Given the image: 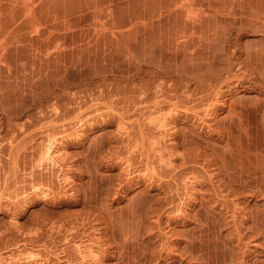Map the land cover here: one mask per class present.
<instances>
[{
	"label": "rangeland",
	"instance_id": "obj_1",
	"mask_svg": "<svg viewBox=\"0 0 264 264\" xmlns=\"http://www.w3.org/2000/svg\"><path fill=\"white\" fill-rule=\"evenodd\" d=\"M186 80L195 88L196 93L189 96H193L191 99L182 91ZM153 81L165 83V96L159 97L165 98L157 105L161 104L162 109L152 104L155 99ZM135 84L139 86L136 88ZM221 95L225 104H216V108L212 105L214 114L208 118V128L200 127L183 110L176 115L172 130L177 152L180 154L192 147L204 150L207 158H213L221 166L245 169L241 183L254 184L240 188V193L234 191L229 199L238 201L251 215H262L264 0H0V200L4 203L0 207V262L14 255L17 258H12L11 264L25 263L18 253L22 246L16 244L22 233L10 223L12 211L18 213L16 219L26 230L25 235H35L38 230L37 239L28 241L35 249L38 243H45L48 248L68 243L65 248L71 253L72 241L64 238V225L83 214L89 215L91 220L85 224L88 227L83 226L91 231V225H95L97 233L103 235V239L106 236V243L126 236L128 241L134 237L137 242L143 241L147 233L157 236L169 226L173 236L181 237L178 244L182 246L191 232L205 226L203 216L224 220L226 215L221 217L218 212L220 203L212 201L210 196V179L200 163L202 159L185 160L177 155L172 160L173 165L168 164L171 171L167 170L168 165H159L153 155V164L159 171L155 175L162 181L148 183L132 176L145 164V153L129 150L133 136L152 131L151 124L144 118L152 106V112L157 110L155 114H158V111L168 110L170 101H177L183 107L189 99L187 104L194 105L199 114H203L205 104ZM120 115L129 123L131 140L117 127ZM85 119L92 121L83 128L81 138L65 139L82 127L78 120ZM153 130L156 132L155 127ZM48 136L63 138L67 147L71 181L66 190L59 187L55 178L56 167H50L49 171L33 168L41 154L38 149ZM144 138L140 140L142 148L148 146ZM58 140L56 144L60 143ZM122 155H129L131 159L129 174L124 173L117 161ZM191 166L199 170L202 180L198 192L190 199L182 216L168 220L167 215L173 214L179 196H183L182 181ZM31 168L34 173L29 174ZM221 176L222 180H228L225 172ZM32 183L43 184L38 194L46 192L47 185L53 193L42 199L32 194ZM23 197L27 203L23 202ZM229 199L227 208L230 209L233 203ZM102 207L103 210H99ZM156 210L161 215L155 223L156 215L152 212ZM42 216L61 224V231L49 234L46 225H42L43 230L37 229ZM79 218L77 221H81ZM223 224L220 230L225 235L231 226ZM250 225L252 221L248 220L244 226ZM83 226L73 234H81ZM244 230L259 235V241L264 243V228L256 233L248 227ZM156 236H151V246H155ZM245 240L246 246L240 250L247 249L248 264H263L264 245L253 244L251 238ZM101 257L100 264L124 262L115 246H108ZM198 262L195 256L176 254L164 264ZM226 264L233 262L227 260Z\"/></svg>",
	"mask_w": 264,
	"mask_h": 264
},
{
	"label": "bare ground",
	"instance_id": "obj_2",
	"mask_svg": "<svg viewBox=\"0 0 264 264\" xmlns=\"http://www.w3.org/2000/svg\"><path fill=\"white\" fill-rule=\"evenodd\" d=\"M154 81L152 83H154ZM185 82H186V84H185L184 88L182 89L184 94L188 95L187 97L191 96L192 94H195L196 93L195 92V88H192V86L190 85L191 83L188 84L187 80ZM141 83H145L146 84L147 82H141ZM145 84H143V85H145ZM154 84H155V86H154L155 89L153 88V92L155 91L154 93H155V99L156 100L154 99L155 101L154 100L153 101L151 100V101L154 102V103H152V104H154L153 105L154 107H158L157 105L160 103V101L165 98V97L159 98L161 95L165 96L163 94L164 93V89H163L164 85L163 84H165V83H163L161 81H158V83L156 82ZM169 85L171 86V84H169ZM138 86H136V84L134 85V87H136V88ZM131 90H132V88H131ZM145 93H147V92H145ZM174 94H176V93H174ZM181 95H183V94H181ZM134 97H135V95H134ZM187 97L185 96L186 99H187ZM191 98L189 97V99H191ZM98 99H99V97H98ZM139 99H141V98H139ZM168 99H169V97H168ZM179 99H178V101H179ZM189 99L185 100L186 103H185L184 106L182 105L183 107H181L179 105L180 103L177 102V101L176 102L170 101L169 104H168V107H169L168 110H164L163 109L164 111H166V112L163 111V113H161V111H162L161 110V111H158L159 112L158 114H155L157 112V110H156L157 108L155 109L156 110L155 113L152 112V110L154 111V107L153 106H152L153 109L151 111L149 110L150 108L147 109V115H145L144 118H146V121L149 122L148 124H151L152 131L151 132L148 131V133L145 132L146 135H144L142 133L144 136H142L141 133H140V136H138V135H135V137L133 136L132 137V141L129 144L130 145V149H129L130 151L131 150L135 151V149H138V154L144 152L146 157H147V159H146L145 164L142 165L143 167L140 166L141 168H138L136 173H134V175H132V176L135 177L136 179L139 178V179H143V180H148V181H146L148 183L153 181V182L158 184V182L160 180L159 179L160 176L155 175V174H158L159 171H157L155 169V164H153V159L151 158V156H153V155L155 156L156 161H158V164L161 165V166H162V164H164L166 166L169 164L170 166H172L173 165L172 160L177 155L181 156L185 160L194 159L196 161L198 158L202 159V161L200 163L203 165L205 171L208 173V178L210 179V187H209V189L211 190L210 191V193H211L210 196H212L211 197L212 201L214 199L216 202L220 203L219 204L220 205V209L218 210V212L221 214V215L219 214L221 217L226 215V217H224V220L221 219L219 216H218L219 218H217V219L210 218L209 215L203 216L204 219H205V222H204L205 226L202 227L201 230H198V232H191L189 234L190 238H188L189 240L186 241V244H183L184 246L183 245L180 246L178 244V241H180L181 237L179 238L178 236H173L172 232H171L173 230H171L169 228V226H168V229H164V231H160L159 233H157V236L154 233H150V234L147 233V235L145 234L146 235V239L143 240V241H138L137 242L136 241L137 239L135 240V237H134V240L128 241L126 239V237L128 238V236H126V237H123V238L121 237L120 240H117V241L113 239V241H115V242L108 241V243H106L105 240H104V239H106V236L103 239L102 238L103 235H101L100 233H97V231H98L97 227L94 228L95 225L94 226L91 225V229H92L91 231L89 230L90 228L89 229L87 228L88 225H85V224L88 222L87 220H90V218H89V215L86 214L84 216V214H83V216L82 217L80 216V218H83V220L86 219V222H83L82 219H80L79 217H75V219H74L75 221H72V219H70V220L67 219V220H69L68 223H70V221H72L71 224H68V223L66 224L65 223L66 225H64V229L66 231V232L64 231L65 232L64 233V238H67L68 240L70 239L72 241V242H70L71 243L70 245H71L72 250H73V252L71 253V251L69 252V250H67L65 248V245H69L68 243L65 244V245H61V247L60 246H55V247H52V248L50 247L51 248L50 249V248H48L45 245V243H38L39 241H37V243H38L37 245H39V244L40 245H39V247H36V249H35V246L32 245L33 243H29L28 241L29 240H35V238L37 239V236L39 234L38 230H36L35 229L36 227H35L34 229L38 233L33 231V232H35V235L34 234L32 236H31V234H29L30 236L29 235H25L24 231H26V230H24L21 227V225L18 224V219H16V215H18V213H13V211H12V213L10 215L11 226L12 225H14V227L16 226V228L20 229L21 233L23 234V235L20 234L21 236H20L19 239H17L18 241L16 242V244L20 243L18 245L22 246V247L19 246L20 249L18 250V253L21 256L20 258H22V257L24 258L23 259V262H25L24 264H100L101 263L100 261H101V258H102L101 255H103L105 253V250L108 249V246H113V247L115 246V248L118 250V252H120V254L124 258V262L122 264H164L166 259H169V260L173 259V258L176 257V254H180L182 256L189 255L190 257L191 256H195L199 260L198 264H226L227 260H231L233 262V264H248L249 257L247 256V254H249V253L245 252V250H247V249L244 248V249L240 250V248L242 246H246V244H245L246 240L245 239L249 238V240H250V238H251V241L253 240L252 241L253 244H263L264 245V243L262 241H259V238H260L259 235L251 234L250 232H248L247 230L245 231L244 229L246 227H248L249 231L251 230L254 233H256L259 229L264 228V213H262V215H251L248 211H246L245 209H243V207H241V205L239 204L238 201H236V200L234 201V200L229 199V197H230L229 194L233 193L234 191L235 192H239V191H241V190H239L240 188L245 189V188H247L248 186H250L251 184H254V183H241L242 181H240V179L243 177L242 175H243V172L245 171V169L240 168L238 166H235V167L234 166L233 167L232 166H226L224 164H222V166H221V164L217 163L213 158H210V157L207 158L208 155L206 156V152L204 150L203 151L202 150H196L194 148L191 149L192 148L191 147L190 149H186L185 152H183V151L180 152L179 151L180 154L177 152V145L178 144H177V140L175 139V136L173 134L172 127H174V125H175L174 119H175L176 115H178L180 110H183L184 114L189 115V117L192 118L193 121L195 120L196 123L200 127L208 128L209 127L208 118H210L214 114V111L212 110V105L214 104V106L216 108V104L220 105V106L225 104V102L222 99V95H221V97L216 98L214 101L211 100L212 103H209L208 105L205 104V106L203 107V114H199V110L197 108H195L194 105L187 104V101H189ZM169 100H172V99H169ZM176 100H177V98H176ZM132 101H131V103H132ZM140 102H141V100H140ZM177 103H179V104H177ZM144 104H142V105H144ZM133 105H135V104H133ZM210 105H211V107H210ZM149 106H150V104H149ZM159 106L160 107H158V108L162 109L161 104ZM141 107H139V108H141ZM134 108H137V107H134ZM165 109H167V106H166ZM143 110H146V108L143 109ZM53 112H54V110H53ZM140 115H141V113H140ZM123 116L120 115L119 117H117V127L122 133L125 134V136H127L128 140H131V136H129L130 128L128 129L129 123H127L124 120ZM78 121H81L80 122L81 124L80 123L79 124L82 127L81 128H76V130L74 132L70 133V135L65 136V137H67L65 139L68 140V138H69V139H72V140H77V139L79 140L81 138L83 132H84L83 128H85L86 124L88 125V123H91L90 121H92V120H90V119L86 120L85 119V120H83L84 122L82 120H78ZM129 122H131V121H129ZM142 122L143 121L141 120V123ZM143 127H145V126H143ZM153 127L156 128V132H154L155 130H153ZM133 129H135V128H133ZM80 130H82V131H80ZM117 132L118 131H116V133ZM142 132H144V130ZM137 133H138V130H137ZM132 134H134V132ZM110 135H112V134L110 133ZM60 136H62V134ZM117 136H119V135H117ZM120 136H121V134H120ZM49 137H51V136H48V138ZM143 137H146L147 143H148V146L146 145V146L143 147L144 149L141 147L143 145V142L140 141V140L143 139ZM53 138H49L44 144L41 143L42 145L38 149L39 151L41 149V151H40L41 154L39 153L40 157L38 156V161L37 162L35 161L36 163L33 166V168L37 167L39 170L48 169L47 171H49L50 167H56L57 171L54 174L55 178H56V180L59 183V187L61 186V187H63V190H66V189H68V185H70L69 183L71 181V174H70L71 171L67 170V168H69V164H68L69 160L67 159V153L68 152L66 151L67 147L63 144V141H62L63 138L62 139L58 138L59 140L56 137H54V136H53ZM105 139H107V138H105ZM190 139H192V138H190ZM56 140H58L60 143L56 144L57 143ZM128 140H127V142H128ZM111 141H112V139H111ZM164 141H167V142H164ZM188 142L189 141H187V143ZM124 143L127 144L126 142H124ZM190 143H191V141H190ZM145 147H147V148H145ZM194 147H195V145H194ZM124 150H126V149H124ZM99 152H101V151H99ZM130 153L134 154L132 152H130ZM117 156H119V155H117ZM133 157H134V155H133ZM141 158L143 159V157H141ZM99 159H100V157H99ZM130 160L131 159L129 158V155L124 156V157L122 155V156H120L117 159L118 163L120 164L119 166L122 168V170L126 174L127 173L129 174L130 171H131V168H132ZM133 161H134V159H133ZM182 161L184 162V160H182ZM134 163H136V162H134ZM171 163H172V165H171ZM213 163H216L217 165L216 164L214 165ZM32 164H33V162H32ZM169 165H168L169 168L167 170L170 169ZM133 167H134V165H133ZM198 167L201 168L202 166H199V164H198ZM161 168H163V167H160L159 169H161ZM171 168L174 169L175 167L173 166ZM170 170L172 171V169H170ZM123 171H121V172L123 173ZM162 171H165V170L162 169ZM32 172H33V169L29 171V174H32ZM223 172L226 173V175L228 177V180H224V179L222 180V176L221 175H222ZM164 173H166V172H164ZM168 173L169 172H167V174ZM119 174H120V172H119ZM31 177H32V175H31ZM174 178H175V176H174ZM161 179H162V177H161ZM50 180H52V179H50ZM160 181H162V180H160ZM183 181H182V183H184V184L182 186H184V188H185V189L181 188V190H184L183 191L184 192L183 196H179L180 199L177 201L178 203L173 208V211H174L173 214L172 215H169V214L167 215L168 220H170L171 217H175L176 218V217H179L180 215L182 216L183 211L186 210L187 205L190 203V199H192L195 196V193L198 192V189L200 187V186H198V184L202 182L201 178L199 177V170H197L195 167L191 166L189 171H187V174H185V177H184ZM123 182H124V180H123ZM33 183H32V186H30V187H32V189H31L32 190V194L33 193L35 195L37 194V196L39 195L40 198L45 199V198H48L49 196H51V193H53V191H52L53 189L49 185H47L46 187H44V188H47L46 192L42 191L44 193L40 192V194H38L39 193L38 190H40L41 188L43 189V186H41L43 184L42 183H37L38 185H40V184L41 185L40 186H35L36 184L34 185ZM116 183H118V182H116ZM175 183H177V182H175ZM235 185H237L239 187H236ZM225 190H227V191L225 192ZM36 191H38V192L35 193ZM23 192L26 194L24 189H23ZM29 192L30 191H27V193H29ZM25 194H23V196ZM52 196H54V195L52 194ZM24 197L22 198L23 202L25 200ZM54 197H56V195ZM158 197H160V196H158ZM158 197H156V198H158ZM228 199L231 200L232 203H233L230 209L227 208L228 207V204H227ZM158 201H159V199H158ZM24 203H27V202H24ZM3 204H4L3 201L0 200V207L3 206ZM153 209L154 208H152V210ZM99 210H103V207H102V209H99ZM83 213H85V212H83ZM152 213H155L154 216L156 215V217L153 218L154 222H155V221H157L160 218V215H161L160 213L161 212L156 210V211H154ZM251 213H253V212H251ZM19 215H20V212H19ZM63 216H65V215H62V217ZM77 216H79V215H77ZM76 218H79L78 220H81V221H77ZM34 220H35V217H34ZM248 220H251L253 225L244 226V225H246V222ZM94 223H96V222H94ZM155 223H152V224H155ZM222 223H225L223 225H225L226 227L229 226V224L231 226L229 228L228 232H226L227 234H225V235H227V238H225V239H223L225 237V235L221 234V230H220V228L222 227ZM37 224H38L37 229L43 227L42 225L48 226L47 229L49 230V234H53L54 233L53 231H58V230L61 231L60 229H62V228H59V226L61 224L57 225L51 219V217L42 216L39 219ZM83 224H84V226H87V227H84ZM78 225H82L83 226V228H82L83 230H81V234L78 233V232H76V233H78L79 235L73 234V231L78 230V229H80L82 227V226L79 227ZM150 227H151V225H150ZM221 229H223V227ZM40 230H43V229L41 228ZM150 231L151 230H149V232ZM174 232H175V230H174ZM135 235H136V233H135ZM221 235H223L224 237L222 236L223 238L220 239ZM151 236H156L155 246H151V244H150ZM111 237H113V235H111ZM61 238H62V236H61ZM184 238H185V236H184ZM68 240H66V241L68 242ZM153 241H154V239H153ZM29 244H31V245H29ZM233 244H236L237 247H235V245H233ZM68 248L70 249L69 246H68ZM247 248H249V247H247ZM112 249H111V251H112ZM40 251H42V252H40ZM19 254H18V256H19ZM6 258L7 259L4 258L5 259V260H3L4 262L1 261L0 263H2V264H11V259L14 258V260H16L17 257H15L14 255H11L9 257V259H8V257H6ZM17 260H19V259H17ZM103 263H104V261H103ZM254 264H256V263H254Z\"/></svg>",
	"mask_w": 264,
	"mask_h": 264
}]
</instances>
